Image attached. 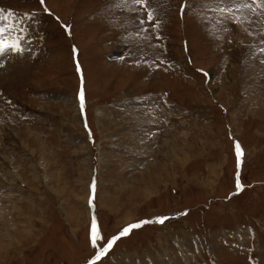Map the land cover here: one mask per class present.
I'll return each instance as SVG.
<instances>
[{
  "label": "rangeland",
  "instance_id": "1",
  "mask_svg": "<svg viewBox=\"0 0 264 264\" xmlns=\"http://www.w3.org/2000/svg\"><path fill=\"white\" fill-rule=\"evenodd\" d=\"M0 38V264H264V0H0Z\"/></svg>",
  "mask_w": 264,
  "mask_h": 264
},
{
  "label": "snow or ice",
  "instance_id": "2",
  "mask_svg": "<svg viewBox=\"0 0 264 264\" xmlns=\"http://www.w3.org/2000/svg\"><path fill=\"white\" fill-rule=\"evenodd\" d=\"M44 0H41V3H43ZM134 3H137V4H142L145 2V0H133ZM8 48H13L15 49L16 51H19V45L18 44H15V45H7V44H3V43H0V53L6 51ZM83 104H84V98H83V92H81L80 94V105H81V110H83ZM237 148V155L239 157L240 155V152H239V145L236 146ZM237 187V190H240V184L237 183L236 185ZM164 219L165 218H157L156 221H141L137 224H132V225H129L127 227H125L120 233L118 236L116 237H113L111 238L110 240L107 241V244L106 246L104 247L103 251L104 252H107L108 249H110L113 245V243L115 242V240L119 239L120 236H124V235H127L131 229H134V228H139L141 227L143 224H148V223H153V222H159V223H163L164 222ZM95 242H96V226H95V222H93V245L95 246ZM100 255L101 253H97L96 255V259H99L100 258ZM90 264H94V261L93 262H90Z\"/></svg>",
  "mask_w": 264,
  "mask_h": 264
},
{
  "label": "bare ground",
  "instance_id": "3",
  "mask_svg": "<svg viewBox=\"0 0 264 264\" xmlns=\"http://www.w3.org/2000/svg\"><path fill=\"white\" fill-rule=\"evenodd\" d=\"M228 7H229V6H228ZM225 15H226V18H227V19H229V16H231V20H234V17H233V16H234V13H233L232 11H230V10L228 11V9H227V12H226ZM238 16H239V15H235V18L238 17ZM242 19H244V18H242ZM237 21H239V19L236 20V23H237L239 26H244L243 24L240 23V21H239V23H238ZM216 23H217V22H216ZM232 64H233V63H232ZM232 64H231V67H233ZM8 162H9V161H8ZM17 177H18V176H17ZM143 192H144V191H143ZM1 195H2V194H1ZM148 195H149V193H148ZM5 216H6V215H5ZM0 218H1V217H0ZM11 227H12V226H11ZM12 228H13V227H12ZM8 229H9V228H8ZM9 231H12V230H9ZM24 233H25V232H24ZM10 237H11V236H10ZM6 241H7V240H6ZM5 246H6V245H5ZM0 249H1V250H2V249L5 250V247H4L3 245H1V246H0Z\"/></svg>",
  "mask_w": 264,
  "mask_h": 264
}]
</instances>
